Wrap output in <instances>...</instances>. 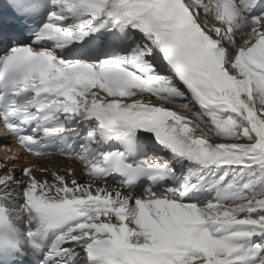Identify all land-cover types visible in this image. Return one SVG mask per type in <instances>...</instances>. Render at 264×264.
<instances>
[{
  "label": "snow or ice",
  "instance_id": "obj_1",
  "mask_svg": "<svg viewBox=\"0 0 264 264\" xmlns=\"http://www.w3.org/2000/svg\"><path fill=\"white\" fill-rule=\"evenodd\" d=\"M8 4L0 264H264V0Z\"/></svg>",
  "mask_w": 264,
  "mask_h": 264
},
{
  "label": "bare ground",
  "instance_id": "obj_2",
  "mask_svg": "<svg viewBox=\"0 0 264 264\" xmlns=\"http://www.w3.org/2000/svg\"><path fill=\"white\" fill-rule=\"evenodd\" d=\"M153 56L155 54L153 53ZM157 61H150L153 63H158ZM167 73V72H166ZM4 145H8V147H5ZM21 154L17 149L14 148L13 143L10 139L2 140L0 137V162H2L3 158H12V157H18L21 156ZM165 159H168L171 163V165L178 170L182 175H188L189 168H191L194 172H196V177H193V179L198 178L199 176H204L205 180L201 182L206 183V188H208V185L213 183L220 175H223L224 171H228L229 175L225 178V181L222 182L221 185H217L216 189H213L211 191H205L201 193V199L203 202H207L208 200L212 199L213 196L216 194L217 189L220 192V195H230L231 193H226L224 191L226 185L228 182H230L233 177L236 175V172L239 171V169H236L235 171H232L228 168V166H221L220 168H216L215 166H209L208 168H203L199 165H194L186 160H179V158L172 159V154L169 151H166L164 154H162ZM27 159V157H25ZM58 160H63V158H58ZM179 161V162H178ZM24 160L21 161L23 163ZM243 182V181H242ZM234 191V190H232ZM190 202H196V201H190Z\"/></svg>",
  "mask_w": 264,
  "mask_h": 264
}]
</instances>
